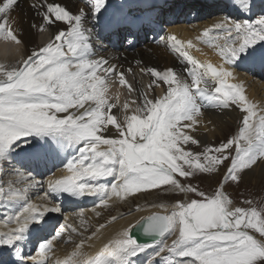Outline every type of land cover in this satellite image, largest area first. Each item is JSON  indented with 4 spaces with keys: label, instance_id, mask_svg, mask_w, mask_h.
<instances>
[{
    "label": "snow or ice",
    "instance_id": "obj_1",
    "mask_svg": "<svg viewBox=\"0 0 264 264\" xmlns=\"http://www.w3.org/2000/svg\"><path fill=\"white\" fill-rule=\"evenodd\" d=\"M240 2L247 5L249 13L257 7L253 0ZM84 3L87 10L73 13L57 0H34L31 7L41 22L31 27L38 32L56 27L53 38L33 48L22 62L0 63V176L35 181V169L67 158L63 167L71 175L48 182L51 193L57 196L95 195L106 203L112 196L148 194L158 189L199 197L177 200L171 211L159 205L167 214L142 218V230L150 241L139 242L131 234L136 225H130L80 264H139L141 258L143 264H264V209L236 206L226 191L230 182L239 184L246 171L264 166V107L251 100L243 86L227 82L246 64L264 70V51L256 47H264V15L255 20L228 16L197 37L207 44L223 40L222 45L214 46L228 67L194 58L189 52L195 47L191 40L185 44L175 35L162 37L185 64L184 74L175 68H140L153 78V84H166V94L150 99L146 91L132 89L129 84L131 91H138L141 103L133 114L125 111L118 119L112 110L118 108L119 99L109 101L108 81L118 75L124 84L126 74L117 72L103 56L93 58L94 46L117 47L122 42L134 46L140 35L159 25V14L151 5L144 7L134 0ZM17 5L18 0H0V40L5 42L6 55L19 54L24 46L22 31L12 18ZM260 11L264 12V6ZM213 30L222 35L210 36ZM121 107L127 110L129 105ZM208 108L239 112L238 132L217 146L202 145L203 151L186 150L187 145L201 146L191 132ZM221 167L222 179L210 195L181 182L180 177L218 174ZM109 177L112 181H107ZM8 187L6 193L0 183V197L11 199L27 192L12 189L11 182ZM244 203L251 205L252 201ZM45 211L59 213L61 207L58 204ZM45 211L28 204L8 218L6 223L14 221L18 226L0 233V264H51L47 254L53 252V241L72 242L71 235L65 238L63 229L49 225ZM117 219L111 217L109 224ZM29 221L40 229L53 227L54 234L40 237L35 253L25 256ZM165 237L175 238L169 244ZM83 245V239L76 243L74 257ZM63 264L74 262L68 259Z\"/></svg>",
    "mask_w": 264,
    "mask_h": 264
},
{
    "label": "bare ground",
    "instance_id": "obj_2",
    "mask_svg": "<svg viewBox=\"0 0 264 264\" xmlns=\"http://www.w3.org/2000/svg\"><path fill=\"white\" fill-rule=\"evenodd\" d=\"M34 0H18V5L15 8V10L12 12V18L17 22V26L20 27L22 31V36L24 40V46L21 48V51L19 54H5V42L0 40V63H16V59L24 55L26 58L31 53V50L37 46H44L46 43L50 42L49 38H53L54 33L56 32V27H50L47 28L46 31L38 32L37 29L32 28L31 25L33 23L40 24L41 20L40 17L36 14L35 9L31 7ZM57 2H60L68 7L73 13L77 12L81 7L88 8V5L84 3V0H57ZM220 20V19H219ZM196 25L198 26L199 23H195V25H192V32L196 34H200V29H197ZM62 26V25H61ZM176 33H178L181 37H186V35L183 33V29H177L175 30ZM192 33V36L193 34ZM130 43L122 42L119 43L117 46L121 48V51L114 52L112 50H108L109 54L113 57V60L117 63H120L124 68H130L131 70H136L135 74V82L132 87V89L137 90H143L144 86L147 84V79L149 80V85H152L150 88L148 85L149 92L152 93L151 98L156 97H162L166 94L167 85L163 82L156 81L155 84H153V78H144L142 73L140 72V68L142 67H157L159 69H167V68H175L178 72L181 73V75L184 74L183 72V66L184 63H182L181 58L178 56H174L171 51L170 47L164 42V40L158 45H149L148 49L144 48V46H139L138 50H135L134 53L125 52L124 50L129 48ZM163 44H166L165 47ZM195 45H197L196 42H194ZM207 55L210 60L214 62L215 67H219L223 65L224 67H228L227 65L223 64V58L213 53L210 50H206ZM139 60L141 63L139 65H136L134 68L131 65L132 59ZM203 63V62H201ZM206 64V63H205ZM122 67V69H124ZM248 68L253 71L258 67V65H251L246 64L242 66V68ZM138 76V78H137ZM244 73H238V70L234 71L233 77L228 78L229 84H234L237 86H243V89L245 90L246 95L253 101L257 103L258 106L264 107V81H258L254 76H246ZM157 86V87H156ZM127 86L125 84H120L116 86L114 89L120 91L121 93L123 90H125ZM163 90V93H162ZM131 91V90H130ZM132 96L126 99L124 103H128L129 108L127 110H124L122 107H119L117 109H113L112 113L118 115V119L123 115L125 111H127V114L131 115L133 114L136 106L141 103V100L139 98L138 91H131ZM240 123V113L237 111H233L230 109H212V110H203V116L201 118V122L196 126V130L191 132V134L200 141V143L209 142L212 137L215 136L217 133L223 132V128L226 129L231 124H234L236 127L234 134H236V129L238 124ZM113 126H109L111 129ZM220 135V134H219ZM105 146L101 145L100 150H103ZM67 163V158L64 160H54L50 164L55 165H63ZM66 169V168H65ZM67 170V169H66ZM67 172V171H66ZM54 171H52L51 174H53ZM247 174L246 180H252L255 182L261 181L264 177V166L257 165L252 170L246 171ZM245 174V175H246ZM103 182V181H102ZM260 183V182H259ZM246 189V188H245ZM140 198L143 200V202H150V199L147 198V195H141L138 194ZM261 195V194H260ZM259 195V196H260ZM134 196L136 197V194H129L127 196H112L106 203L98 202L94 205L93 208L90 210L87 209L84 212L89 213H96L92 209H98L99 211L107 210L104 214V217L97 216L98 214L94 215V218H92L93 222L88 221L89 225L92 229H96V236L92 237L90 234H85V240L84 245L82 249H80L79 255L76 257L82 258L87 257L91 254H93L95 251H98L103 244L110 238L115 237L116 233L124 228H128L130 225L137 224V221H140L142 218L146 217L153 211H162L164 212L165 208L160 209V204L167 206L168 211L171 209V206L176 202L169 203L168 200H163L159 202L158 204L152 203V205L149 204H138V199L136 200H130V197ZM139 198V200H140ZM88 203V202H86ZM137 203V205H136ZM130 204L132 206L130 207ZM127 206V208H124ZM155 205V206H154ZM116 207V208H115ZM118 208L119 212L116 217L118 218L115 223L109 224L111 220V215L109 214V211L111 213V210H114ZM149 208V209H147ZM65 213V212H64ZM115 213V212H114ZM166 213V212H164ZM87 215V214H86ZM96 216V217H95ZM109 218H106L108 217ZM88 218V217H87ZM103 218L102 222H99V220ZM5 221H8L5 216L3 217ZM109 220L106 223H103L104 221ZM80 222H83L80 220ZM11 224V223H10ZM82 224V223H81ZM106 225L105 228L101 229L100 225ZM9 223H2L0 222V232L4 228H8ZM81 232V231H80ZM88 237H92L91 239H88ZM78 240H82L79 238H76ZM75 248H73V251ZM141 261L143 258L140 259Z\"/></svg>",
    "mask_w": 264,
    "mask_h": 264
},
{
    "label": "rangeland",
    "instance_id": "obj_3",
    "mask_svg": "<svg viewBox=\"0 0 264 264\" xmlns=\"http://www.w3.org/2000/svg\"><path fill=\"white\" fill-rule=\"evenodd\" d=\"M232 126V124L229 126V127H231ZM225 128V127H224ZM223 128V132H222V134L221 133H217V134H215V136L214 137H212L210 140H212V139H214V140H216V139H219V140H221L222 138H224V137H227L228 136V134L225 132V130L228 128H226V129H224ZM234 132H235V129H234ZM220 134V135H219ZM234 134V133H233ZM205 144H207V142H205V143H200V145H205ZM213 147V146H212ZM200 151H203V149L201 148V147H197L196 149H195V152H200ZM211 154V153H210ZM223 168V167H222ZM224 169V168H223ZM248 172V171H247ZM246 174V173H245ZM206 176H209L210 178H208V177H206ZM220 177H221V174L220 173H218V174H199L198 176H196V179H205V178H208L209 180L211 179V181H213V182H217V181H219L220 180ZM248 176H247V174L246 175H244V179L242 178V181L239 183V184H237V185H240V186H244L242 189H240L239 190V195H241L242 194V192H244V194H246V195H248V194H254V193H258L257 194V196H254L253 195V199H252V206L253 207H256L257 208V210L259 211V209L258 208H261L263 205H261V204H257V203H259V202H262V203H264V177H263V179L261 180V181H256L255 182V180L254 181H252V180H249V181H247L246 180V178H247ZM260 182V183H259ZM246 188V189H245ZM255 190V191H254ZM226 191L228 192V194L230 195V197L234 200V198L236 197V194H235V191H233V190H231V188L229 187V186H226ZM136 195H138V194H140V193H135ZM192 195H191V199H196L198 196H196V194H194V193H191ZM261 194V195H260ZM141 195H143V194H141ZM260 195V196H259ZM166 196H169V197H175V198H179L180 196H181V193H172V192H167V191H162V190H158V189H152V190H149V193L147 194V198L148 199H150V202H143V200L140 198V200L138 199V204H149V205H152V203H159V202H161V201H163V200H168L169 201V203H171L172 201H170V199L168 198V197H166ZM258 197V198H257ZM254 200H256V202L254 201ZM177 201V200H176ZM174 202V201H173ZM133 203H134V201H133ZM155 203V204H156ZM255 204H256V206H255ZM136 205H137V203H136ZM161 205V204H160ZM127 206H129V205H126V207H124V208H127ZM132 206V204H130V207ZM251 206V207H252ZM116 208V207H115ZM114 208V209H115ZM162 207H160V209H161ZM147 209H149V208H147ZM90 210V209H89ZM94 210V212H96V213H91L90 212V217L91 218H94V215L95 214H98L100 211H99V207H98V209H92V211ZM162 210V209H161ZM163 211V210H162ZM115 212V213H114ZM114 212L113 213H110V211H109V214H112L110 217H113V216H116V215H118V212H119V210H118V208L117 209H115L114 210ZM164 212H166L165 210H164ZM73 213V212H72ZM84 214L86 215V217H89V213L88 212H84ZM116 214V215H115ZM97 216H99V215H97ZM96 217V216H95ZM106 218H109V216L108 217H106ZM102 220H103V218H101L100 220H99V222H102ZM109 220H106V221H104L103 223H106V222H108ZM90 222H93V221H90ZM82 224H83V222H81ZM87 223V222H86ZM85 223V224H86ZM82 224H81V226H82ZM87 225V224H86ZM80 226V227H81ZM88 226H89V228L90 229H92V227L91 226H94V225H89L88 224ZM90 235H92V234H90ZM75 238H79L78 236H75ZM170 242H171V239H170Z\"/></svg>",
    "mask_w": 264,
    "mask_h": 264
},
{
    "label": "water",
    "instance_id": "obj_4",
    "mask_svg": "<svg viewBox=\"0 0 264 264\" xmlns=\"http://www.w3.org/2000/svg\"><path fill=\"white\" fill-rule=\"evenodd\" d=\"M143 223H140V227H141V225H142ZM142 228V227H141ZM145 240H151V237H149V236H147L146 238H144Z\"/></svg>",
    "mask_w": 264,
    "mask_h": 264
}]
</instances>
